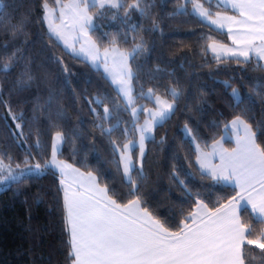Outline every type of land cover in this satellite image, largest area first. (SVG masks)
I'll return each mask as SVG.
<instances>
[{
	"label": "snow or ice",
	"instance_id": "obj_1",
	"mask_svg": "<svg viewBox=\"0 0 264 264\" xmlns=\"http://www.w3.org/2000/svg\"><path fill=\"white\" fill-rule=\"evenodd\" d=\"M53 2L54 7L48 0H43L39 21L46 24L50 38L63 42L74 57L83 56L93 68L99 70L102 67V75L115 91L114 97H94L86 99V103L100 136L107 138L112 160L128 185V195L132 198L124 203L118 202L113 198L115 193L110 195L108 186H102L100 179L91 171L81 172L59 160L57 154L61 144L71 139L62 131H56L50 159H45L43 164L29 160L28 157H33L30 150L23 160L24 167L7 152H0V185L8 187L33 176H43L50 170L58 172L72 264H246V260L251 259L252 246L264 250V119L256 120L245 109L242 114L223 123L224 135L214 138L212 143L203 144L198 141L193 128L184 124L181 131L189 145L190 155L194 157L195 171L200 179L217 185H230L232 194L229 198L217 199L209 207L199 199V193H191L174 168L172 178L195 197V210L184 217L181 226L171 230L142 200L136 179L138 177L141 184L145 179L142 161L146 141L155 142L157 127H162L175 115L179 110L178 101L182 98V91L176 86L166 88L163 93L153 88L144 91L139 86L134 95L133 80L138 81L139 76L132 65L147 51V42L141 35L140 26L128 25V20L132 12H137L151 21L152 26L145 31H160L151 11L155 6L154 0H132L131 3L127 0ZM229 7L238 15H223L218 10ZM110 11L115 13L113 20L116 15L123 14L120 19L128 31L103 33L102 38L107 40L108 46H102L90 33L98 27L95 20L104 18ZM173 16H191L210 30H227L234 47L212 41L210 36L205 37L211 41L205 51L210 50L217 61L223 57L238 64L255 62L257 67L264 69L260 63L264 61V0H179ZM27 23L24 18L16 24L0 21V29L14 40L24 34ZM121 43L131 47H121ZM22 59L18 45H3L0 75L13 74L21 67ZM57 62L67 72V66L58 58ZM32 80L25 67L16 79V87L24 91L31 87ZM225 86L231 89L234 106L239 107L242 102L240 93L230 85ZM2 93L0 86V97ZM109 99L111 108L105 102ZM261 99L264 100V95ZM139 100H146L154 107L138 105ZM2 103L5 102L0 98ZM5 107L14 123V128H9L10 135L18 145L26 144L25 129H28L27 135H31L33 125L23 113L15 115L10 105L5 104ZM122 112L129 114L130 122L120 118L119 113ZM215 126L221 127L219 124ZM117 132L120 133L119 142L113 138ZM233 142L234 147L224 146ZM35 147L41 148L39 138ZM133 153L136 154L135 161ZM183 159L188 160V156ZM192 163L189 161V166Z\"/></svg>",
	"mask_w": 264,
	"mask_h": 264
},
{
	"label": "trees",
	"instance_id": "obj_2",
	"mask_svg": "<svg viewBox=\"0 0 264 264\" xmlns=\"http://www.w3.org/2000/svg\"><path fill=\"white\" fill-rule=\"evenodd\" d=\"M42 2L0 0V21L5 24H16L22 18L28 21L24 34L14 40L0 29V50L3 45L11 47L15 44L23 57L21 67L13 74L0 75L3 88L0 98L5 102L0 104V152H7L24 167L23 160L30 150L34 159L28 157L29 160L43 164L45 159H50L56 131H62L71 139L61 144L59 157L85 172L91 171L100 179L102 186H108L110 195L115 193L114 199L124 203L132 198L128 195V185L117 171L107 138L100 136L86 103V99L94 97H114L115 91L102 75L101 68L97 70L86 59L74 57L62 42L50 38L46 24L39 22ZM48 2L55 6L53 0ZM154 4L151 11L160 31H145L152 26L151 21L137 12H132L128 20V25L140 26L141 35L147 42V51L132 65L139 76L138 81L133 80L134 95L139 86L144 91L153 88L158 93L176 86L182 91V98L178 101L179 110L175 115L162 127H157L155 142L146 141L142 161L145 179L142 184L138 177L136 179L141 198L149 210L175 231L182 225L184 217L195 210V197L172 178L174 168L191 193H199V199L209 207L217 199H226L232 194L230 185H217L200 179L195 171L194 157L190 155L189 145L181 131L184 124L193 128L198 141L203 144L212 143L214 138L223 135V123L242 114L245 109L256 120L264 119V100L261 99L264 95V69L257 67L255 62L238 64L223 57L217 61L210 50L205 51L211 42L205 37L231 43L227 31L210 30L191 16H173L179 0H154ZM218 10L233 12L230 8ZM114 14L110 11L104 18L95 20L98 27L90 33L102 46H108L107 40L102 38L103 33L128 31L120 19L123 14L116 15L113 20ZM121 47L130 48L131 45L121 43ZM57 58L67 66V72ZM260 63L264 65L263 61ZM25 67L33 80L31 87L19 91L16 79ZM226 84L240 93L242 102L239 107L234 106L231 89ZM105 102L109 108L112 107L110 99ZM137 103L153 105L146 100ZM5 104L12 107L13 114L23 113L33 125L31 135H27L28 129H25L26 144L18 145L10 135L9 128H14V123ZM119 116L126 123L131 120L127 112L119 113ZM216 124L221 127L217 128ZM37 138L41 142L39 150L35 147ZM113 138L119 142L120 133L117 132ZM186 155L188 160L183 159ZM133 159L136 160L135 153ZM189 161H193L191 166ZM61 187L58 172L51 170L23 183H13L8 187L0 185V264H72ZM252 247L251 259L246 260V264H264V255H261L264 250Z\"/></svg>",
	"mask_w": 264,
	"mask_h": 264
},
{
	"label": "crops",
	"instance_id": "obj_3",
	"mask_svg": "<svg viewBox=\"0 0 264 264\" xmlns=\"http://www.w3.org/2000/svg\"><path fill=\"white\" fill-rule=\"evenodd\" d=\"M230 8V7H229ZM231 9V8H230ZM233 11V10H232ZM223 15H238V13H236L235 11H233L232 13H228V12H221ZM225 31H227L226 29H224ZM217 43H219V44H224V45H227V46H229V47H234V45H232V42L231 43H222V42H217ZM264 62V61H263ZM223 135H224V133H223ZM233 141H234V138H233ZM224 146L225 147H229V148H231V147H234V142L232 143V146H228V143H225L224 144ZM60 149H61V146H60ZM60 149H59V151H58V154H57V158L59 159V160H63V159H61L60 157H59V152H60ZM63 161H65V160H63ZM66 163H68V164H70L69 162H67V161H65ZM214 162H218V161H214ZM72 165V164H71ZM74 168H77L76 166H74V165H72ZM79 169V168H78ZM81 172H84V173H87V172H85V171H83V170H81V169H79Z\"/></svg>",
	"mask_w": 264,
	"mask_h": 264
},
{
	"label": "rangeland",
	"instance_id": "obj_4",
	"mask_svg": "<svg viewBox=\"0 0 264 264\" xmlns=\"http://www.w3.org/2000/svg\"><path fill=\"white\" fill-rule=\"evenodd\" d=\"M65 2H67V0H65ZM54 7V6H53ZM63 43V42H62ZM77 47H79V45H77ZM80 57H82V58H84L83 56H80ZM85 59V58H84ZM101 69L103 70V68L101 67ZM142 104V103H141ZM138 105H140V104H138ZM147 107H154V105H150V106H147Z\"/></svg>",
	"mask_w": 264,
	"mask_h": 264
}]
</instances>
